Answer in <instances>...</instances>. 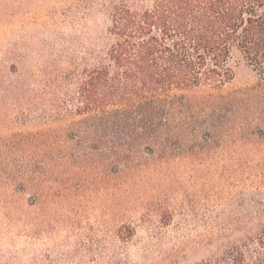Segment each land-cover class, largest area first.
Masks as SVG:
<instances>
[{
  "label": "trees",
  "instance_id": "obj_1",
  "mask_svg": "<svg viewBox=\"0 0 264 264\" xmlns=\"http://www.w3.org/2000/svg\"><path fill=\"white\" fill-rule=\"evenodd\" d=\"M18 2L0 1V35L15 31ZM74 2L103 21L80 43L35 59L20 39L0 51V184L62 205L112 189L122 248L160 249L175 169L190 167L192 182L203 164L228 167L236 149L264 143V0ZM241 67L253 82L233 89ZM256 159L242 162L248 187L262 181ZM208 175L214 191L237 185L236 171ZM212 224L195 248L218 252L195 264H264L263 223Z\"/></svg>",
  "mask_w": 264,
  "mask_h": 264
},
{
  "label": "rangeland",
  "instance_id": "obj_2",
  "mask_svg": "<svg viewBox=\"0 0 264 264\" xmlns=\"http://www.w3.org/2000/svg\"><path fill=\"white\" fill-rule=\"evenodd\" d=\"M72 1L19 0L15 31L0 35V51L10 39H20L25 44L26 59H35L47 44L69 45L74 37L80 43L84 33L96 30L97 25L100 28L103 21L99 15L89 19L87 9ZM252 82L249 71L241 67L231 88H243ZM8 136L0 132L1 139ZM245 149H236L233 161L225 159L228 167L220 161L203 164L192 182L187 172L190 167L175 169V181L166 186V194L174 198L170 208L177 211L164 230L161 248L147 253L137 252L134 247L122 248L117 241L114 232L120 220L112 189L88 191L83 200L62 205L1 182L0 264H158L162 254L167 259L173 255L174 264H195L218 252L217 244L195 248V235L211 232L213 222L226 221L239 227L252 219L264 224V166L260 165L262 181L258 187L247 186L242 168L243 159L253 154H258L260 159L256 160L264 165V143L256 151L250 145ZM220 171H236L237 185H229L222 192L214 191L211 185L202 186L205 178L199 175L209 174L206 178L210 181L212 174Z\"/></svg>",
  "mask_w": 264,
  "mask_h": 264
}]
</instances>
